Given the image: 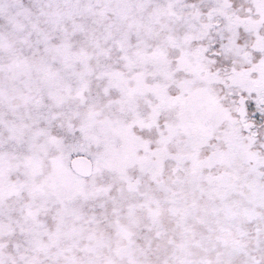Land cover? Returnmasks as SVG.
Here are the masks:
<instances>
[{
    "label": "snow or ice",
    "instance_id": "6c2138e0",
    "mask_svg": "<svg viewBox=\"0 0 264 264\" xmlns=\"http://www.w3.org/2000/svg\"><path fill=\"white\" fill-rule=\"evenodd\" d=\"M0 264H264V0H0Z\"/></svg>",
    "mask_w": 264,
    "mask_h": 264
}]
</instances>
